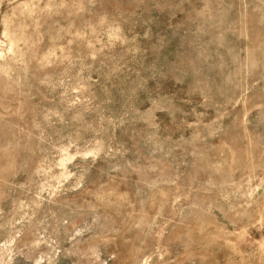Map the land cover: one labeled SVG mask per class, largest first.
<instances>
[{
	"label": "rangeland",
	"instance_id": "374dc122",
	"mask_svg": "<svg viewBox=\"0 0 264 264\" xmlns=\"http://www.w3.org/2000/svg\"><path fill=\"white\" fill-rule=\"evenodd\" d=\"M0 264H264V0H0Z\"/></svg>",
	"mask_w": 264,
	"mask_h": 264
}]
</instances>
